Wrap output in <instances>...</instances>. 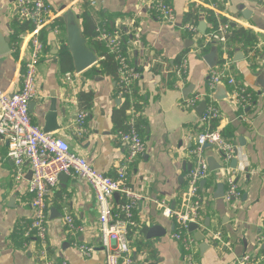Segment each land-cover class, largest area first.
Returning <instances> with one entry per match:
<instances>
[{
  "label": "crops",
  "instance_id": "0c3cea01",
  "mask_svg": "<svg viewBox=\"0 0 264 264\" xmlns=\"http://www.w3.org/2000/svg\"><path fill=\"white\" fill-rule=\"evenodd\" d=\"M86 1L90 2L94 23L122 40L129 64L140 74L132 87L136 97L131 95L126 112L129 119L133 111L135 118L139 116L144 122L138 132L146 147L145 153L126 170L128 186L142 196L134 210L135 226L128 236L133 263L183 264L182 246L172 238L176 228L174 221L163 215L156 202L170 209L178 208L181 203L186 176L192 168L188 152L194 140L191 142L190 137L195 138L201 133L198 126L202 125L200 119L209 102L206 97L209 94L221 115L218 131L226 127L235 130V139L231 142L237 150L234 158L237 165L232 167L229 162L227 168L241 198L232 206L224 201L227 186L221 157L213 146L205 148L207 161L214 159L221 169L209 170L204 186L200 185L204 205L197 232L203 236V241H197L195 233L188 230L194 240V260L196 264H232L244 255L262 257L264 244L258 239L264 234V93L260 87L264 79L261 75L264 67V0H214L217 12L200 7L197 0V3L195 0H166L176 16L173 24L160 22L147 9L148 0H43L50 8L53 20L44 28H49L48 50L42 52L37 68L36 92L29 109L31 120L43 131L46 129L52 136L64 139L70 150L85 158L97 172L115 179L117 169L127 156L126 147L115 139L119 130L117 113L124 100L117 97L116 81L113 77L92 72L90 68L79 74L73 72L72 81L65 82V74L59 67L58 56L66 33L62 37L60 31L54 32L55 20L60 18L65 25V15L69 12L77 18ZM192 7L211 11L218 20L225 19L233 27L254 32L258 44L247 51L237 49L232 57L226 53L220 55L218 50L214 57L216 65L209 67L204 57L215 52L217 44L211 43L209 51L204 52L199 41L202 39L204 45L211 25L201 15L199 24L205 23V34L198 31L199 24L195 35L183 30L187 24L182 23L183 16ZM15 18L14 0H0V35L3 38L10 39V25ZM76 21L79 25L78 18ZM10 48L8 54L0 57V88L13 94L21 88L24 64L30 55L26 35L16 42L11 41ZM184 57L188 61V74L178 83L174 69ZM224 57L230 64L229 75L237 85L254 94L249 109H236L228 98L230 86L225 81L213 90L209 88V72L218 68ZM80 93L92 95L88 108L79 104ZM192 97H199V101L188 109L184 101ZM52 100L55 102L53 124L57 129L50 131L47 118ZM202 102H205V108L199 114ZM134 104L140 107L139 113ZM80 111L86 112L87 117L84 132L76 135L75 118ZM6 154L7 145L0 141V264H42L39 259L41 244L35 238L23 236L25 226L32 220V197L27 191L30 166L24 164L23 179L16 181L13 164ZM220 184L223 185V197L216 199ZM121 201L120 194L111 198L113 206ZM47 205L49 255L68 264H105L98 231L97 203L90 186L81 179L63 176L51 191ZM50 209L56 211L55 218H51ZM65 216L72 217L84 232L66 233ZM216 234L220 241L214 239ZM75 244L92 246L95 251L89 257H82Z\"/></svg>",
  "mask_w": 264,
  "mask_h": 264
},
{
  "label": "built area",
  "instance_id": "2783aa9c",
  "mask_svg": "<svg viewBox=\"0 0 264 264\" xmlns=\"http://www.w3.org/2000/svg\"><path fill=\"white\" fill-rule=\"evenodd\" d=\"M214 0H197L200 7L209 8L217 12ZM261 2L262 0H252ZM195 0V3H197ZM93 4V3H92ZM16 17L19 21H29L34 26L33 30L26 34L30 47V55L24 64L22 74V85L18 92L9 94L0 88V141L7 145V158L14 167V179H23V166L29 164L31 179L28 182L27 191L31 195L32 220L25 226L23 236L26 239L35 238L42 246L39 259L42 264H68L65 260L50 256L47 249L48 237V205L47 199L51 191L56 187L59 176L64 175L78 178L87 183L94 192L98 210V231L102 250L105 252V264H134L131 258L129 245V232L135 226L134 210L142 196L133 192L127 184V167L137 157L146 151L145 143L135 128V114L131 112V118L126 122V129L118 131L115 135L116 142L124 145L127 156L123 165L117 169L115 179L97 172L85 158L70 150L68 143L61 137L45 133L31 120L29 104L35 97V80L37 68L42 54V43L39 32L53 20L50 8L43 0H14ZM147 9L163 23L173 24L176 16L173 8L166 0H148ZM54 23V21H53ZM58 33L59 28L54 27ZM183 30L191 35L197 34L195 24L187 23ZM96 40L104 44L105 48L114 56L118 65L117 97L130 100L133 84L139 79V72L129 66L122 51L124 44L122 40L110 34L103 27H96ZM229 35V24L219 23L215 31L205 36V43H214L222 47L226 53V41ZM204 43L203 47L206 46ZM218 68L211 69L208 76L210 90L225 81L230 86L228 98L237 110L249 109L253 103L254 94L237 85L229 75V61L226 57ZM188 74V61L184 57L174 69V76L178 83L185 80ZM73 73L64 75L65 82L72 81ZM206 110L200 123L208 124L210 120L221 118L220 112L211 102V94L208 96ZM199 97H192L184 101L188 109L197 105ZM87 113L80 111L75 118V134L84 132V124ZM193 147L188 152L192 161V168L186 176V188L181 195V203L178 208L170 209L163 203L156 202L162 209L165 217L174 221L176 226L172 238L179 242L183 249V264H196L193 256L194 240L188 232L189 224H198L200 212L204 205V197L200 189V183L207 179L209 166L205 156V145L213 146L221 157V167L227 186L224 201L229 205L236 204L241 198V192L229 174L228 163L235 158V145L231 141L224 140L218 129L205 130L195 136ZM120 194L122 201L117 205L111 204V198ZM64 224L69 234L84 232L82 226L75 224L70 216H65ZM214 239L220 241L216 234ZM258 241L264 244V234ZM82 257H89L95 249L87 245H74ZM232 264H264V255L253 258L244 255L235 259Z\"/></svg>",
  "mask_w": 264,
  "mask_h": 264
},
{
  "label": "trees",
  "instance_id": "16d2710c",
  "mask_svg": "<svg viewBox=\"0 0 264 264\" xmlns=\"http://www.w3.org/2000/svg\"><path fill=\"white\" fill-rule=\"evenodd\" d=\"M90 2L86 1L82 5L81 12L77 14V18L79 19V27L81 29V33L83 37L85 38L87 45L90 49H92L95 54L98 57V63L91 67L92 72H96L100 75L110 76L113 77L116 81V84L118 82V65L117 62L114 59V56L108 52V50L105 48L104 44L101 42H98L96 40V27L97 24L94 23L92 18V9L90 8ZM201 15L204 16L206 22L211 25V28L207 31L208 33H211L215 31L218 27L219 23H226L225 19L218 20L214 14L211 11L204 10L202 8H190V10L183 16L182 23H191L195 24L197 26L199 24V21L201 20ZM61 32V36H64L65 32V25L64 22L59 18L55 20L54 23ZM34 26L29 21H19L17 20V17L10 25V39L13 42H16L17 40H20L21 36H24L28 33H30L33 30ZM49 29V28H48ZM48 29H42L39 32V39L42 43V52H45L48 50L47 45V36H48ZM51 32V31H50ZM199 46H203V40L201 39L199 41ZM258 44V37L254 34V32L241 28V27H232L229 25V35L227 36V41L225 44L226 47V54L229 57H232L234 54V51L237 49H241L244 51L254 49L256 45ZM214 45V43H212ZM211 48V43L205 47H203V51L207 52ZM217 48L220 52V55L223 54L222 47L220 45H217ZM17 51V50H15ZM257 52H255L256 55ZM123 56L126 58L125 51L123 49L122 51ZM59 60V67L62 74L67 73H73V64L70 57V53L68 51L66 41L65 39L62 40L61 49L58 56ZM127 60V58H126ZM128 62V60H127ZM129 64V62H128ZM129 66H131L129 64ZM132 67V66H131ZM134 91L132 89V97H136L134 95ZM123 103L120 106V109L118 111L117 116V124H118V131H124L126 129V122L129 119V116H127V108L129 107V99L128 97H123ZM79 104L82 106L88 108L92 101V95L91 94H85L80 93L78 96ZM136 113L138 110H140V107L136 104H134ZM139 113V112H138ZM138 115V114H137ZM135 128L141 132L143 121L139 116L135 118ZM218 120H210L208 124H202L198 126V131L202 132L204 130H215L218 127ZM221 137L224 140L232 141L234 142L235 139V130L232 127H226L225 129L219 131ZM264 252V251H263ZM264 255V254H263Z\"/></svg>",
  "mask_w": 264,
  "mask_h": 264
},
{
  "label": "water",
  "instance_id": "95a60500",
  "mask_svg": "<svg viewBox=\"0 0 264 264\" xmlns=\"http://www.w3.org/2000/svg\"><path fill=\"white\" fill-rule=\"evenodd\" d=\"M77 18L74 16V14H72L71 12L67 13L65 15V33H66V45L68 48V51L70 53V57L72 60V64H73V70L75 73L79 74L82 73L88 69H90L91 67H93L94 65H96L98 63V57L95 54V52L90 49L87 45V42L85 40V38L83 37L82 33H81V29L77 23ZM234 25H232L233 27ZM198 31L201 34H205V23L201 22L198 25ZM10 43L11 40L9 38H3L0 35V57L8 54L11 50L10 48ZM217 51L218 49H215V52H212L208 55H206L204 57V60L207 62L208 66L213 68L216 65V60L214 61V57L217 56ZM240 54V53H238ZM236 60H239V56H236ZM261 75L264 77V67L261 71ZM261 87V93H264V79L263 82L260 85ZM188 91V90H187ZM30 105L29 104V109H30ZM205 108V102H202L201 104V108L200 110H198V113L201 114L202 111ZM55 102L54 100H52V106L50 109V114L49 117L47 118V121L50 122V126H49V130L50 129H57L55 128V124H53L55 116ZM54 118V119H53ZM50 130V131H52ZM46 131L48 130H44L45 133H47ZM209 145H205L204 148H208ZM235 154L237 155V150L235 149ZM230 165L232 167H235L237 165V160L236 159H232L230 161ZM208 166H209V170L210 171H217L220 170L221 167L219 164H217L215 162L214 159L209 158L208 159ZM30 176H31V172H30ZM64 175H60L59 178L63 177ZM205 181H202L200 183L201 186H204ZM223 197V185L220 184L217 187V191L215 194V198L219 199ZM56 213V211L54 209H50V215L51 218H55L54 214ZM198 229V225L197 224H189L188 225V230L189 232H193L195 233V238L197 241H203V236H201V234H199L197 232ZM200 237V238H199Z\"/></svg>",
  "mask_w": 264,
  "mask_h": 264
}]
</instances>
